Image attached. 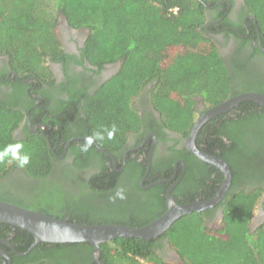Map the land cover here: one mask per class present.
<instances>
[{
  "label": "trees",
  "instance_id": "trees-1",
  "mask_svg": "<svg viewBox=\"0 0 264 264\" xmlns=\"http://www.w3.org/2000/svg\"><path fill=\"white\" fill-rule=\"evenodd\" d=\"M246 3L260 25L264 44V0H246ZM205 9L199 0H0V25L9 24L4 33H13L3 38L0 32V53L9 56L12 68L20 74H34L53 84L55 79L45 61L60 49L54 29L60 16L72 25L89 27L86 51L92 65L121 63L112 78L90 97L85 96L82 116L76 108L82 97L70 99V108L74 110L71 116L67 113L56 117V103L52 100L46 108L52 114L47 121L49 137L29 132L25 136L14 135L24 112L12 107L15 103L10 98L0 97V152L19 143L22 145L20 154L30 157L24 167H19L11 155L0 162V200L83 224L117 223L140 227L162 215L167 210L169 184L161 183L148 190L140 184L147 174L149 158L129 157L126 170H132L126 171L123 178L110 172L102 161L105 166L97 165L98 172L86 179L82 169L87 165L88 151L81 152L82 157L74 164L64 166L55 165L57 151L54 152V148L58 136L70 137L68 132L63 135L65 129L69 130L68 120L77 119L85 124L87 134L83 135L103 137L95 139L106 151L115 155L127 149L129 131L141 129L132 101L148 82L154 83L152 96L164 125L184 136L190 134L195 122L194 96H202L206 105L214 107L242 93L264 94L263 81H253L248 76L250 70L243 67L252 56H234L227 62L212 44L206 35ZM38 19L43 25L44 19H54L53 38L50 34V44L46 43L40 51L37 44L34 45L38 29L34 30L33 26ZM25 28L32 33V39L25 41L26 35L19 34ZM257 52L261 54L258 46L255 55ZM16 82L22 92L17 93V98L28 101L25 109H31L34 103L29 101L26 86ZM40 110L42 108H32L30 114L34 116ZM231 112L232 115L224 113L207 122L198 133L197 143L201 150L226 160L233 170L232 185L219 203L223 213L221 225L216 228L209 224V212H193L179 218L165 234L184 264H264V224L254 231L251 228L262 187L242 188V183L248 182L253 174L251 165L262 156L259 153L263 149L257 144L256 135L264 128V107L255 101H244ZM227 115L222 122L218 120ZM61 122L63 125L57 128ZM113 126L116 131L109 139L108 132ZM183 153L186 173L172 195L177 198L181 194L177 191L188 186L191 194L187 197L188 193L183 191L185 197L178 199V203L213 197L224 181L223 173L187 150ZM98 155L111 160L95 144L91 145L90 158ZM168 167L173 170V166ZM182 168L180 165V171ZM166 169L154 161L147 182L170 178L171 170L163 173ZM59 171L73 177L65 187L53 181ZM121 189L124 199L116 197L117 190ZM158 208L163 211L157 212ZM10 237L17 251L22 253L34 242V236L27 230L0 222V238ZM1 248L8 250L4 244ZM93 249L88 242H41L27 255L11 251L10 255L12 264H45L42 261L45 257L62 264H97L92 258ZM101 249V259L106 264H140L141 259L152 264L155 259L157 264H165L155 252L154 244L141 238H118L102 243ZM0 264H8L1 254Z\"/></svg>",
  "mask_w": 264,
  "mask_h": 264
},
{
  "label": "flooded vegetation",
  "instance_id": "flooded-vegetation-1",
  "mask_svg": "<svg viewBox=\"0 0 264 264\" xmlns=\"http://www.w3.org/2000/svg\"><path fill=\"white\" fill-rule=\"evenodd\" d=\"M199 1H201L206 8V35L211 39L212 44H215L218 47L225 61L230 62L234 56H241L240 58L247 57L246 55L252 56L251 58L248 57L247 63L243 67L247 71L248 69L250 70L249 72H251V75L248 76L253 81L257 82L262 80L264 83L263 34L261 32L260 25L258 24L253 12L250 10V7L247 5L246 0ZM175 9V12H177L178 8ZM55 26V33L60 44V49L54 57L47 56L45 61V66H48L49 70L53 74V79H55L52 82L53 84L48 83L45 78L34 74L30 76L27 74H20L12 68L9 56L0 53V97H7V99L10 98V100L15 103L12 107L21 109L24 112L20 125L14 131V135L16 136H25L27 132H29L36 135L37 133L43 134L47 137V129L48 126H50L47 124V121L51 118L52 114L47 111L46 108L52 104V100L56 103V117L64 116L67 113L71 116V112H74V110L70 108V99H72V97H75L76 99L82 97L81 103L76 106L77 112L82 116L84 114L82 104L86 101V99H84L85 96L90 97V94H93L97 88L112 78L121 66L119 61L105 64L102 67L95 66L90 63V56L86 51V41L90 35L89 27L85 25H72L71 22L64 16H60ZM257 46L261 49V54L260 52H257V55H255ZM16 81H18L21 86H26L25 92L31 99L29 101L34 103V106H31V109L42 108V110H40L36 115L33 116V114H30L31 109H25V107L29 105L28 101L22 100V98H17L16 95L20 92V89ZM153 88V82L145 83L137 96L133 98L132 104L139 114L141 129L138 132L129 131L126 143L128 146L127 149L124 151L121 150L115 155L109 152L114 156V159L112 156L101 150V145L94 138L92 145L95 144L97 149L102 153H105L111 160H107L105 157L99 155L92 156L90 158L89 147L88 155L85 158L87 165L82 169V172H86V179H90L92 174L98 172V168L96 166L99 165L102 167L104 165L102 161H104L106 166L110 168V172H116L115 174H118L119 176L121 175L123 178L126 171L132 170V168L126 170L128 158L140 156L139 160L149 158L148 164L151 163V167L152 163L155 161L157 165H164V167L168 168L164 170L163 173H168V170H171L168 167L169 165L173 166V170L170 171L171 177L167 178V182H147V177L151 169L140 181L142 188L145 190L161 183H168L169 187L167 189V193L169 188L172 187V195V192L183 180L186 173V162L184 160L183 151L187 150L190 152L186 146L188 136L171 131L164 125V122L162 121V114L154 104V97L152 96ZM194 100L197 102L194 106L196 120L211 107L204 103L202 96H194ZM45 102H47V106H43V103ZM64 107H67L68 109L64 111ZM235 107L224 113L232 115L233 112L231 111L235 109ZM224 113L208 119L202 127L210 120L220 117ZM228 116L229 115L218 118V120L222 122L223 119H227ZM67 124L69 126V130L65 129L63 135L68 132L70 137L62 139V135L58 136L56 147L54 148V152L57 151V160L54 161L55 165H58L59 163L64 166L74 164L78 157H82L81 152L83 153L84 151H82L81 148L84 145L85 138L90 137V135H83L87 134L84 133L85 124L81 123L79 120L70 119ZM60 125H63V122L57 124L56 127L58 128ZM215 127L216 126H214V128ZM199 131H201V129ZM258 131L260 136L256 135L257 144H261L260 146L263 151L259 154L262 156L259 161L255 159L253 162L254 165H251V173L253 174L248 177V182L246 180L242 183V188H248L249 190L262 187V195L255 206L254 215L251 220L252 230L257 229L259 226L264 224V128H261V130L259 129ZM80 132H82V135H80ZM161 137L165 138L162 139ZM198 139L199 137L197 135L196 144L198 143ZM200 142H202V139ZM202 147H206V145H202ZM179 150H182V152H178ZM75 151L78 153H75ZM256 164H258L257 169L255 167ZM180 165L183 166L181 171ZM186 188L187 190H184ZM183 191L188 193L187 197L191 194L188 186L180 188L177 192H180L181 194L177 195V198L172 195L176 202L178 199L185 197L183 195ZM199 200L200 199L196 201ZM162 211L163 209L158 208L157 212L160 213ZM165 211H163V213ZM204 212H209V224L217 228L223 217L222 207L218 204ZM166 233L167 231L160 234L156 238L146 241H151L154 244L155 252L165 262V264H184L177 250L172 246L169 238L165 235ZM10 239L11 237L0 238V240H7L11 244L10 245L9 243L0 241V248L1 244L6 245L8 250L3 248L1 249L5 251L11 259L10 251L18 254L22 252L15 251L13 249L14 244ZM100 260L105 262L101 258ZM42 261H44L45 264H62L55 262L50 257H45ZM140 261L146 264H152L149 260L141 259ZM153 261L154 264H157L155 259Z\"/></svg>",
  "mask_w": 264,
  "mask_h": 264
},
{
  "label": "water",
  "instance_id": "water-1",
  "mask_svg": "<svg viewBox=\"0 0 264 264\" xmlns=\"http://www.w3.org/2000/svg\"><path fill=\"white\" fill-rule=\"evenodd\" d=\"M244 101H255L264 106V94L259 92H246L234 97H230L222 103L211 107L195 120L190 134L187 137L186 146L188 150L199 159L218 168L224 175V181L222 185L218 189L217 193L209 199L177 203L171 195L172 187H170L167 193V210L155 220L140 227H132L117 223L83 224L78 222H70L58 219L40 211H35L10 203L8 201L0 200V222L21 227L34 236V242L30 248L26 252L19 253L21 255L29 254L32 249L41 242H88L94 247L92 252L93 260L99 264H106L100 260L102 253V243L113 241L118 238H141L144 240L156 238L160 234L168 231L171 226L182 216L191 214L193 212H204L207 209L218 205L222 201L233 182L234 174L232 167L223 158L198 148L196 144V138L202 125L208 119L229 111ZM100 148L103 150V152L114 158V156L106 151L103 147L100 146ZM150 169L151 163L148 164L147 173L150 171ZM167 181V179H164L162 181H156V183ZM0 241L9 243L7 240ZM13 249L17 251L14 246ZM0 254L8 259V264H12L9 255L1 248Z\"/></svg>",
  "mask_w": 264,
  "mask_h": 264
},
{
  "label": "rangeland",
  "instance_id": "rangeland-1",
  "mask_svg": "<svg viewBox=\"0 0 264 264\" xmlns=\"http://www.w3.org/2000/svg\"><path fill=\"white\" fill-rule=\"evenodd\" d=\"M44 20H45V25H43V23H40V19H38V20H36V22L34 23V26H33L34 30L38 29V31H36L37 40L34 43V45L37 44V50H39V51L41 50L42 46L46 45V43H48L47 45L50 44V41H48V40H50V38H49L50 34L52 35V38H53L51 26L54 23V19H44ZM8 26H9V24L0 25V32H2L3 38H8L9 35H11V36L13 35V33H4L7 30ZM55 27H54V29H55ZM19 34L21 35V37L26 35V37L23 38V40H25V41L33 38L32 33L29 31V29L26 30V28L22 29ZM32 59H34V60H32L34 62V64H37V62L35 61V58H32ZM70 180H73V177L71 175H65V174H63V172L61 173V171H59L58 174L55 175L53 181L57 185L65 187V183L69 182ZM221 223H222V221H221ZM221 223H220V225H221ZM141 262L142 261H140V264H146V263H141Z\"/></svg>",
  "mask_w": 264,
  "mask_h": 264
},
{
  "label": "clouds",
  "instance_id": "clouds-1",
  "mask_svg": "<svg viewBox=\"0 0 264 264\" xmlns=\"http://www.w3.org/2000/svg\"><path fill=\"white\" fill-rule=\"evenodd\" d=\"M176 10V9H175ZM174 10V11H175ZM116 129L115 126H113L112 130L108 132V138L111 139L115 133ZM94 138L96 139H102L103 137L100 134H95L94 137H87L85 138V143L82 146V151H88L89 147L93 144ZM22 147L21 144L17 143L15 145L8 146L3 152H0V162L4 160L5 157L11 155L12 158L18 161L19 167H24L27 165L30 161V157L27 154H20L19 149ZM116 197L119 199H124L123 190H117Z\"/></svg>",
  "mask_w": 264,
  "mask_h": 264
}]
</instances>
